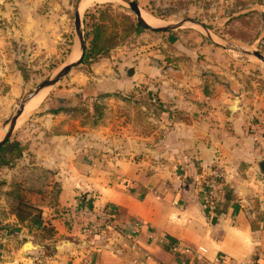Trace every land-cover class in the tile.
<instances>
[{
  "label": "crops",
  "instance_id": "crops-1",
  "mask_svg": "<svg viewBox=\"0 0 264 264\" xmlns=\"http://www.w3.org/2000/svg\"><path fill=\"white\" fill-rule=\"evenodd\" d=\"M142 36L149 41L117 47L76 77L91 95L132 93L106 103L110 129L88 133L80 117L60 111L38 120L47 131L63 124L62 133L13 131L10 141L26 145L39 172L51 171L45 188L54 181L56 191L33 196L38 223L6 220L17 229L13 240L1 238L0 264H264V138L250 129L256 113L264 121V73L247 82L211 58L217 51L207 40L194 46L135 31ZM170 43L178 59L167 62ZM63 98L50 109L71 104ZM214 168L224 178L209 210L205 179ZM101 211L110 225L94 230L88 225ZM28 241L37 248L24 251Z\"/></svg>",
  "mask_w": 264,
  "mask_h": 264
},
{
  "label": "rangeland",
  "instance_id": "rangeland-1",
  "mask_svg": "<svg viewBox=\"0 0 264 264\" xmlns=\"http://www.w3.org/2000/svg\"><path fill=\"white\" fill-rule=\"evenodd\" d=\"M78 1L0 0V131L2 133L3 125L14 114L22 99L42 81L52 78L63 66L71 63L73 52L78 47L73 26L74 9ZM134 1L141 13L155 21L156 27L182 23L181 26L166 32L151 31L139 26L136 30L143 34L160 35L161 37L171 33L176 37L180 36L188 40L187 43L189 44L195 43L194 46L199 45L201 39L202 41L207 40L217 51L215 56L212 55L211 57L214 61L239 71L247 82L260 80L257 73L259 76L264 73V64H261L255 57L239 50L258 51L264 56V12L256 10L258 4H262L264 9V0ZM106 3H111V6H103L100 10L105 11L107 15L105 23L108 32L122 29L123 24L118 15H129L133 21L137 22L136 17L130 12L125 2L117 0L114 3ZM94 6L95 4L80 12L81 20H83L84 14L90 11V16L94 15L95 18L99 16V10L93 11ZM91 21L92 17H88L86 24L82 23L83 33L90 31ZM200 25L206 28L210 38ZM134 36L135 32L125 37L123 43L118 47L129 48V44L134 40L137 39L138 42L145 40L144 36L139 39L134 38ZM194 39L199 42H195ZM148 41L145 40V42ZM85 47L86 49L88 47L86 41ZM165 49L166 53L163 56L168 55L170 57L166 56L164 60L169 62L172 59H178L173 55V44L170 43ZM252 61L257 63V66H250ZM92 64L94 63L91 62L90 58L82 59L81 63L73 67L60 81L46 88L47 90L43 91L44 96L39 107L23 117V120L20 119L13 131L18 133L25 131L28 134H36V132L47 134L48 131L59 134L66 131L61 123L47 131V128L42 124L43 121L40 123L41 120H38L48 115L49 103L55 99L62 100L63 97L71 101V104L67 105L66 108L62 105L65 109L70 108L65 114L71 117H80L82 125L87 126L88 133H95L99 127L110 129L111 113L108 112L109 106L106 103L114 96L126 103L133 96L132 93L125 96L112 93L91 95L88 92L89 85L79 86L76 77L78 74H90ZM9 67L11 69L3 72L4 68ZM9 71H15L17 73L16 78L14 74L11 77L3 75ZM75 93L78 94L75 95ZM79 94L83 96L78 97ZM78 98L81 101L76 103ZM121 110L124 111L123 108ZM258 120L261 121L262 118L256 113L251 122ZM93 137L94 135H87L88 148L91 147L89 144L94 142ZM10 138L5 147L15 143L14 141L11 142ZM104 142L109 144L110 139H106ZM72 145L78 148L77 140H74ZM25 148L26 145L19 142L7 155H5L6 148L0 149V245H2L1 238L5 236L10 240L15 238L14 230L17 228L14 227V224L6 222L12 214L19 211L32 217L39 215V209L35 207L37 206L36 202H32L33 196L37 198L38 195H45L48 190L54 195L52 192L56 191L54 181L48 184L51 186L50 189L45 188L46 180L49 178L48 174L50 176L51 171L39 172L38 168L32 165L36 163L34 156L27 151L24 152ZM19 200L23 206L18 204ZM8 242V240L5 241L4 246L9 245Z\"/></svg>",
  "mask_w": 264,
  "mask_h": 264
},
{
  "label": "water",
  "instance_id": "water-1",
  "mask_svg": "<svg viewBox=\"0 0 264 264\" xmlns=\"http://www.w3.org/2000/svg\"><path fill=\"white\" fill-rule=\"evenodd\" d=\"M121 1L125 2L128 5V7L130 9V12L133 13L134 16L136 17L137 25L140 28L148 29V30L156 31V32H166V31L172 30V29L182 25V23H180V24H177V25H170V26H164V27H153V26L149 25L148 23H146L142 19L140 8L138 7L137 3L134 0H121ZM81 2H82V0H79L77 2V4L75 5L74 16H73V26H74L75 35H76L77 42H78V47L77 48L80 51V55H79L78 59L76 61L72 62V63H68L65 66H63L52 78H49V79H46V80L42 81L40 84H38L36 86V88L33 91H31L28 95H26L22 99V101L20 102L19 106L16 108L14 114L8 119L6 124L3 125V128H2L3 136L0 139V148L8 141V139L12 135L13 130H14L15 126H16L17 120H18V118L20 117L21 113L24 110V106H25L26 102L28 100H30L32 97H34L41 90L55 85L64 76H66L73 67H75L76 65L81 63V61L83 59V56L85 54V51H86L85 38H84L83 30H82V20H81L80 13H79V8H80V5H81ZM200 27L206 32V34L208 36L206 28L204 26H202V25H200ZM208 37L210 38V36H208ZM239 51L244 53V54L253 56L257 60H259V61L264 63V56L261 53H259L258 51H246V50H242V49L239 50ZM236 103H237V100L234 101L231 110H234V107H235ZM68 245H69V243L63 242V243H61V245L56 246V249L60 250V249H63V247L68 246ZM36 248H37V246L34 245L30 241L24 243L23 247H22V249L24 251L25 250L33 251Z\"/></svg>",
  "mask_w": 264,
  "mask_h": 264
},
{
  "label": "trees",
  "instance_id": "trees-1",
  "mask_svg": "<svg viewBox=\"0 0 264 264\" xmlns=\"http://www.w3.org/2000/svg\"><path fill=\"white\" fill-rule=\"evenodd\" d=\"M103 6L110 7L111 3L95 4V6L93 7V11L99 10V16L96 18L94 17V15L90 16L91 14L90 13L91 11H90L84 14V18L82 20V23L86 24V19L88 17H92L90 31H85L84 33L85 41L88 43V47L85 51L83 59L88 57L93 63L97 62L101 58L107 57L108 53L111 50L115 49L120 44H122L123 39L127 37L128 35H130L131 33L135 32V30L138 27L137 22L133 21V19L129 15L122 14V15H118L119 20L123 24L122 29L120 31L115 29L114 31L108 32V27L105 23L106 22L105 19H107V15L105 11L100 10V8H102ZM113 25L115 24L113 23ZM69 109H65L63 107H59V108L55 107V108H51L48 112L55 114L60 111L66 112ZM7 143L8 141L0 148V149L6 148L5 155L10 154L11 151L17 145V143H13L12 146L10 144L9 147H5L7 146ZM18 204L23 206L21 200L18 201ZM14 215H16V218L20 222H23L24 220L29 219V221L32 224H36L40 221L39 215L32 217V216H29V214L28 215L24 213L22 214L19 211H16ZM47 229L48 231H50L51 228H47Z\"/></svg>",
  "mask_w": 264,
  "mask_h": 264
},
{
  "label": "built area",
  "instance_id": "built-area-1",
  "mask_svg": "<svg viewBox=\"0 0 264 264\" xmlns=\"http://www.w3.org/2000/svg\"><path fill=\"white\" fill-rule=\"evenodd\" d=\"M252 132L256 134L257 139L264 138V121L258 120L251 123L250 126ZM223 172L218 168H214L210 171L205 179V190H204V206L206 209L214 210L218 201L219 195L222 189ZM85 215L90 216L89 212H84ZM110 225V215L106 211H101L93 215V220L90 222L89 227L94 230L100 228H106ZM88 264V263H85Z\"/></svg>",
  "mask_w": 264,
  "mask_h": 264
},
{
  "label": "bare ground",
  "instance_id": "bare-ground-1",
  "mask_svg": "<svg viewBox=\"0 0 264 264\" xmlns=\"http://www.w3.org/2000/svg\"><path fill=\"white\" fill-rule=\"evenodd\" d=\"M117 0H82L80 8H79V13L84 11L85 9H87L88 7L97 4V3H106V2H116ZM120 1V0H118ZM145 14L141 13L142 19L148 23L149 25L156 27V23L153 19L146 17ZM80 55V51L78 50V48H76V50L73 52V55L71 58L72 62L76 61L78 59ZM71 56V55H70ZM70 61V60H69ZM47 89H43L40 92H38L34 97H32L30 100H28L24 106V110L21 113L20 117L17 120V123L19 122L20 119L23 120V117H25L27 114H29L30 112L34 111L36 108L39 107L40 103L42 102L43 96H44V92ZM46 93V92H45ZM27 248V247H26ZM26 251V250H25Z\"/></svg>",
  "mask_w": 264,
  "mask_h": 264
}]
</instances>
